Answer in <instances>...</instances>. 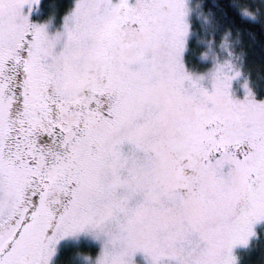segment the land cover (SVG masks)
Listing matches in <instances>:
<instances>
[{"label":"snow or ice","instance_id":"1","mask_svg":"<svg viewBox=\"0 0 264 264\" xmlns=\"http://www.w3.org/2000/svg\"><path fill=\"white\" fill-rule=\"evenodd\" d=\"M0 264H264V0H0Z\"/></svg>","mask_w":264,"mask_h":264}]
</instances>
